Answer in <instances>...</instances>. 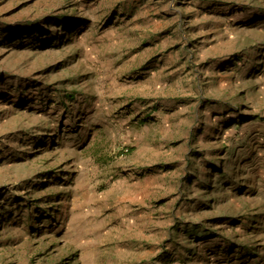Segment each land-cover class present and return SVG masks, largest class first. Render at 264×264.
Masks as SVG:
<instances>
[{"label": "rangeland", "instance_id": "1", "mask_svg": "<svg viewBox=\"0 0 264 264\" xmlns=\"http://www.w3.org/2000/svg\"><path fill=\"white\" fill-rule=\"evenodd\" d=\"M0 264H264V0H0Z\"/></svg>", "mask_w": 264, "mask_h": 264}]
</instances>
